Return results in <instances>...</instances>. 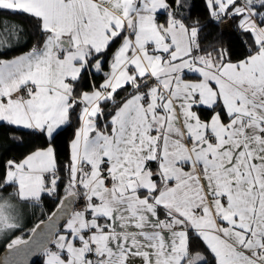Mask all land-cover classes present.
<instances>
[{
    "label": "snow or ice",
    "instance_id": "snow-or-ice-1",
    "mask_svg": "<svg viewBox=\"0 0 264 264\" xmlns=\"http://www.w3.org/2000/svg\"><path fill=\"white\" fill-rule=\"evenodd\" d=\"M0 236V264H264V0H0Z\"/></svg>",
    "mask_w": 264,
    "mask_h": 264
},
{
    "label": "trees",
    "instance_id": "trees-1",
    "mask_svg": "<svg viewBox=\"0 0 264 264\" xmlns=\"http://www.w3.org/2000/svg\"><path fill=\"white\" fill-rule=\"evenodd\" d=\"M197 2L199 3V0H197ZM203 5H200V8H202ZM197 11L199 12L200 9L198 8ZM222 27V25H221ZM70 138V134L66 135L63 140H62V152L60 155V160L61 163H64L66 161V157H67V141ZM14 154H10L8 158H12ZM63 191V189H61V192ZM56 203L57 202H53L51 199L49 198H45V200L43 201L42 206L34 208V209H29L26 216L28 221L30 222L28 225V228L33 227L36 223L44 220L45 218H47L48 215H50L55 209H56ZM29 233L26 231L25 232V236H27ZM3 249V248H2ZM38 260V259H37ZM36 260V261H37ZM36 261L33 262V264H36Z\"/></svg>",
    "mask_w": 264,
    "mask_h": 264
},
{
    "label": "water",
    "instance_id": "water-1",
    "mask_svg": "<svg viewBox=\"0 0 264 264\" xmlns=\"http://www.w3.org/2000/svg\"><path fill=\"white\" fill-rule=\"evenodd\" d=\"M54 211H56V209ZM43 221H47V218H45ZM6 254L7 253L5 252V249L4 248L0 250V256H4ZM37 259H38V257H36V256L30 257L29 258V264H33V262L36 261Z\"/></svg>",
    "mask_w": 264,
    "mask_h": 264
},
{
    "label": "rangeland",
    "instance_id": "rangeland-1",
    "mask_svg": "<svg viewBox=\"0 0 264 264\" xmlns=\"http://www.w3.org/2000/svg\"><path fill=\"white\" fill-rule=\"evenodd\" d=\"M26 225H27V228H28V225H29V221H28V219H27V216H26ZM25 238H27V236H25ZM4 243H5V240H4V237H2V236H0V250L2 249V248H4Z\"/></svg>",
    "mask_w": 264,
    "mask_h": 264
},
{
    "label": "crops",
    "instance_id": "crops-1",
    "mask_svg": "<svg viewBox=\"0 0 264 264\" xmlns=\"http://www.w3.org/2000/svg\"><path fill=\"white\" fill-rule=\"evenodd\" d=\"M222 28H224L226 31H231V27L227 24L222 25Z\"/></svg>",
    "mask_w": 264,
    "mask_h": 264
}]
</instances>
